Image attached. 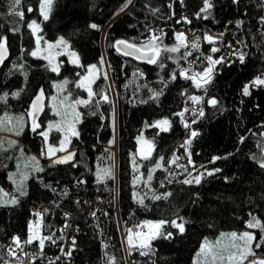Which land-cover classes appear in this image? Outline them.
Here are the masks:
<instances>
[{
  "label": "trees",
  "instance_id": "obj_1",
  "mask_svg": "<svg viewBox=\"0 0 264 264\" xmlns=\"http://www.w3.org/2000/svg\"><path fill=\"white\" fill-rule=\"evenodd\" d=\"M124 2L55 0L53 13L45 21L39 14L38 0H22L23 19L18 14L19 9L8 12L10 0H0V35L6 34L9 44L7 57L0 65V93L23 89L20 96L9 95L0 101V115L4 112L25 115L41 86L44 95L51 94L52 81L83 73L88 64L100 61L102 54L106 57L115 95L113 101L108 81L100 77L95 91H106L109 100H99L97 96L93 100H99L98 106L91 103L81 107L80 135L72 138L70 146L74 148V156L67 163L53 164L43 158V139L28 124L17 137L19 145L40 158L43 170L27 178L28 194H17L19 203L0 204V264L17 259L29 264H59L60 246L66 243L71 246L72 236L76 237V247L64 264H110V256L116 257V264H194L193 257L204 237L215 239L221 231L249 229L244 224L249 209L264 220V170L251 159L252 154L259 155L264 150V124L261 123L264 121V86L252 87L250 95L242 94V85L264 72V23L260 20L264 16V0H211L213 7L200 16L195 13L200 11L202 0H131L126 8L117 12ZM30 4L31 12L28 11ZM183 16L188 20L181 19ZM33 19L42 22L41 34L45 39H55L61 34L70 39L81 64L72 65L62 57L61 71L56 74L42 59L30 56L34 40L27 24ZM237 19L242 23L237 25ZM93 21L100 27L91 28ZM14 27L20 31L13 32ZM178 27L188 31L189 41L200 36V47L192 49L190 44L186 45L190 53L187 56L184 48L178 53L162 52L159 59L164 68L159 63L117 51L113 43L123 38L130 43L145 44L156 28L158 36L161 31L164 33L160 39L171 45L176 43ZM206 32L223 34L215 43L218 51L211 54L232 60L231 64L222 62L217 66L222 70L216 71L207 92L180 76L178 67L202 70L205 56L213 46L203 39ZM233 52L245 53V60L241 62L238 55H230ZM170 55L176 58L168 59ZM173 71L177 73L176 79L169 80ZM153 90L161 95L153 97ZM193 93L205 97L201 103L205 114L192 124L199 132L186 150L184 141L189 131L179 112L186 97ZM211 95L217 96L219 101L215 107L207 104ZM221 106L222 111L218 110ZM163 116L172 121L168 130H161L152 123ZM46 119L45 113L41 114L38 122L44 126ZM146 122L151 126H146ZM137 135L155 145L151 156L140 161L143 173L158 161L164 165L156 167L152 179L139 187L132 183L133 154L136 162L140 160ZM241 136H244L243 141L239 139ZM114 137L115 150L108 143ZM189 151L195 164L188 163ZM225 153L230 155L225 156ZM213 155L221 158L213 161ZM174 157L175 162L168 163ZM8 163V152L0 153V186L6 191L13 188L8 180L11 169ZM178 165L189 170L195 168L197 172L210 167L221 171L205 176L199 185H188L183 183L187 173ZM98 166H111L115 177L98 181ZM38 176L42 180L37 179ZM224 176L232 179L225 181ZM65 186L69 191L62 195ZM54 188L57 191L54 192ZM134 189L144 195L143 205L133 198ZM169 191L171 195L167 199L152 198L154 193ZM195 192L200 193L199 197L193 195ZM114 200L117 211L113 210ZM38 207H42L44 213L41 233L51 236L55 243L46 240L44 248L40 249L37 239L23 245L28 255L10 257L7 252V246L13 243L10 237L20 234L26 238L29 219H39L33 212ZM64 212H70L71 216L65 217ZM92 212L96 213L95 217L90 215ZM173 213L188 218L184 233L165 225L166 230L176 232L171 239L158 236L151 243V251L133 248L124 255L121 225L127 228L146 219H170ZM252 231L259 234L260 230Z\"/></svg>",
  "mask_w": 264,
  "mask_h": 264
},
{
  "label": "snow or ice",
  "instance_id": "obj_2",
  "mask_svg": "<svg viewBox=\"0 0 264 264\" xmlns=\"http://www.w3.org/2000/svg\"><path fill=\"white\" fill-rule=\"evenodd\" d=\"M22 0H10V6L8 8L9 13L15 12L19 9V16L23 19L25 13L22 8H20ZM131 3V0H125L124 4L121 8L117 9V12L122 11L123 8H126L128 4ZM55 6V0H38V11L40 16L43 20H49L51 14L53 13ZM213 7L211 0H202V7L200 11L196 12V16H200L201 13H207L209 9ZM32 5L28 6V11L31 12ZM181 19L188 20L187 16H183ZM262 23H264V16L260 17ZM237 25L241 24L242 21L237 19L235 21ZM28 28L31 29L32 35L35 37V47L31 49V56L33 57H40L48 61L47 67H49L52 71L59 73L61 71L60 61H57L56 57L60 55L61 51H65L68 53L71 63L74 65H80L81 60L79 53L71 47V40L66 38L64 35H59L55 40H44V38L39 35L38 33L42 30V22H38L36 19H33L28 22ZM91 28L96 29L99 28L100 25L93 22H90L89 25ZM13 32L20 31L19 28H12ZM164 33L161 31L159 36L153 31L152 35L148 38L147 43L145 44H136L130 43L127 39L119 38L116 39L113 43L117 49V51H124L128 55H133L137 59L148 60L151 63H159L161 68H164L163 62L160 61V57L162 52H169V53H178L181 48L185 49V55H190L187 51L186 45L190 44L192 49H199L200 47V36H196L191 41L188 40L187 34L183 31L175 32L176 43L171 45L165 44L161 39L160 36H163ZM223 34L220 35H212L209 33H204L203 39L212 42L213 46L210 50V53L206 54L205 61L206 64L202 68V70H190L189 68H184L180 65L179 75L184 76L185 79H190L192 84L197 89H203L207 92L208 85L213 81L214 75L216 71L222 70L218 68V65L221 63L231 64L232 60L226 58L225 56L215 57L211 53H215L218 51V47L215 44V41L219 40ZM231 45V41H229ZM43 45H46L43 46ZM124 46V47H121ZM23 47V45L21 46ZM9 44H8V36L6 34L0 35V63L5 61V57L8 53ZM230 55H238L241 62L245 60V53L243 52H233ZM168 59H175L176 57L168 56ZM100 62L103 63V57H101ZM13 67H17V65H13ZM22 67V65L20 66ZM98 66L95 63L87 65V71L83 74H80V78L75 81V84L79 88H83L87 90V97L79 96L75 99H72V93L67 92L65 93V89L68 84V78L65 77L63 80H54L52 84L56 87L57 93L60 96L53 95V105L52 111L56 113L57 116L60 117L59 120H48L47 121V128H44L40 131V136L43 138L44 144L47 146V150L45 151L43 148L41 149V155H47L51 157V163L55 164L59 163H67L68 161L73 160L74 150H69L64 154L57 155V152H62L70 143V139L73 136H79L80 132L77 127L78 123H80L83 113L80 112L78 105H90L91 103H97L99 105V100L108 101L109 96L106 91L101 90V93H97L93 88V83L98 74ZM144 75L143 72L140 73ZM107 76V73L104 74ZM177 73L173 71L171 76L168 77L169 80L176 79ZM164 78L161 77V80ZM264 86V72H260L254 75L250 80H247L242 85V94L243 95H250L252 87H260ZM23 89H16L11 92H3L0 93V101H4L7 99L9 95L13 97L20 96ZM187 91V90H185ZM44 88L41 86L39 91L36 93L34 98L31 101V106L27 112V115L31 117V127L33 131L37 128H40L41 125L37 120L36 114L42 108V100L44 97ZM161 95V92L153 90L152 96L158 97ZM99 97V100L94 101V97ZM191 101H193L194 105L192 107L193 112H198V116L196 117L199 119L200 117L204 116L205 109L200 105V102L205 99L202 95H197L193 93L190 96ZM207 104L212 106H217L219 101L217 96L211 95L207 98ZM187 107L182 109L179 113L182 122L187 127L190 123L189 120L184 119V112L187 111ZM218 110H223L222 106ZM2 123V122H0ZM9 124H12V128L10 130L17 132V134L23 131V124H24V116L20 115L16 117L15 122L13 120L8 121ZM154 125L159 127L161 130H168L171 126L172 121L169 119L168 116H163L159 119H156L152 122ZM264 124V121L261 122ZM146 126H151L147 124ZM57 129L59 132L63 133L59 144H53L49 142V132L53 129ZM199 132V129L192 128L190 130V134L186 137L184 141L185 149L187 150L192 138L195 137ZM241 141L244 140V136L239 138ZM136 140L139 142V155L143 158H147L151 156L152 149L155 147L151 140L144 138L142 135H137ZM115 141L111 139L108 141L109 144H113ZM3 141H0V147L3 146ZM16 144L15 140L8 141V147ZM230 155L229 153H225V156ZM188 163L195 164V161L191 159V152H188ZM221 157L218 155H213L212 160H218ZM163 157H161V160ZM175 157L172 160H169L168 163H174ZM252 161L262 170H264V150L260 152L259 155L252 154L251 155ZM17 173H9L8 180L12 181L14 185H16L14 192H18L20 196H25L28 194L27 189L25 187V181L27 176L33 172L42 171V167L38 161L36 156H30L27 161L24 162V171H20L19 169V161ZM159 161L154 165V167H163ZM179 167H184L183 165H178ZM139 168V164L136 162L135 154H133V169L136 170ZM184 171L187 175L184 177L183 183L192 185V184H201L202 180L205 176H212L215 173L221 171V169L216 167H210L202 169L201 171L197 172L195 168L191 170L184 167ZM196 173L193 175V173ZM96 177L98 181H105L109 177L114 178L115 172L111 166H105L101 169L99 166L96 171ZM37 179L42 180V177H37ZM138 177L133 176L132 183L135 185L138 182ZM152 179L151 170L148 172V180ZM223 179L228 181L232 179L230 176H224ZM80 181H77L79 183ZM49 186V185H46ZM54 192L57 189H52ZM69 189L65 186L62 195H67ZM171 195V192H163L158 194H153V199H159L161 197L167 199ZM194 196L199 197L200 193L195 192L193 193ZM133 198L137 199L140 204H144V195L137 194L136 190H133ZM195 203V200L192 201ZM19 203V196L13 194L12 192L6 191L2 186H0V204L6 205H15ZM44 211H48L45 209ZM34 215L39 219H29L27 223V236L26 238L22 239L20 234H13L10 239L13 242L12 244L7 246V252L10 257H17V251L21 250V245H30L33 241H39V248L43 249L45 246V241H51L55 243V240L51 236H44L41 233V224L43 221V212L38 209H33ZM93 217H95L96 213H90ZM65 217L71 216L70 212H64ZM187 217L176 215L173 213V217L170 219H156V220H142L140 225H146L148 227V231H133L132 229L127 230V244L129 245V251L132 250L131 246L133 244H139L142 251H151V241L154 240L158 236H165L171 239L176 232L175 231H168L163 226L171 225L174 230H178L179 233H184L186 231V223ZM244 224L251 229H259V234L256 231H251L248 229L244 230H231V231H221L218 236L215 237L214 241H210L208 237H204L203 241L199 245V250L197 252L196 257L193 258L194 264H264V220L261 219L260 216L256 214L255 210L249 209L248 211V218L244 220ZM65 225H68V221L65 220ZM140 225L136 227L139 228ZM72 244L66 250L63 245L60 246V251L64 253L65 256L71 257L72 255V248L76 247V237H71ZM259 250V251H258ZM24 255H28V253L24 252ZM32 259H36L35 256H32ZM59 259V258H56ZM7 264H24V261L21 259H17L15 261L8 260ZM110 264H116V257L110 256Z\"/></svg>",
  "mask_w": 264,
  "mask_h": 264
},
{
  "label": "rangeland",
  "instance_id": "obj_3",
  "mask_svg": "<svg viewBox=\"0 0 264 264\" xmlns=\"http://www.w3.org/2000/svg\"><path fill=\"white\" fill-rule=\"evenodd\" d=\"M42 18V17H41ZM43 19V18H42ZM30 31H31V29H30ZM177 31H183V32H185L186 34H188V31L184 28V27H178L177 29H176V31L175 32H177ZM32 33V32H31ZM39 35H41L42 37H43V35L41 34V31L38 33ZM33 36V35H32ZM44 38V37H43ZM57 38V37H56ZM55 38V39H56ZM55 39H45L44 38V40H55ZM33 40H34V44H33V47H35V37L33 36ZM207 41V40H206ZM207 42H209V41H207ZM209 43H212V42H209ZM215 43H217V41H215ZM43 46H45L46 47V45H43ZM32 47V48H33ZM30 52H31V50H30ZM30 54V53H29ZM30 56H31V54H30ZM33 57V56H32ZM62 57H65L66 59H67V61L70 63V64H72L71 63V59H70V57H69V55H68V53L67 52H65V51H61L60 52V55L59 56H57L56 57V59H57V61H60L61 63H62V61H61V59H62ZM102 57H103V63H101L100 61H98L97 63H95V64H97V66H98V69H99V71H98V74H97V77H96V79H95V81H94V83H93V88L95 89V86H96V83H97V81L99 80V78L100 77H104V78H106V80L108 81V83H109V86H110V89H111V91H112V100L114 101V99H115V95H114V92H113V88L111 87V85H110V78H109V71H108V65H107V61H106V57H105V55L104 54H102ZM35 58H39V59H42L43 61H44V63H45V65H46V67H47V65H48V61H46L44 58H43V56H40V57H35ZM61 63H60V67H61ZM72 65H74V64H72ZM75 66H79V65H75ZM50 71H52L49 67H47ZM192 70V69H191ZM87 71V66H86V68H85V70L83 71V73H85ZM52 72H54V71H52ZM54 73H56V74H58L57 72H54ZM83 73H78L76 76H69V77H67L68 78V84H67V87H66V89H65V93H67V92H71L72 93V99H75L76 97H79V96H84V97H87V90L86 89H83V88H79L76 84H75V81L77 80V79H79L80 78V74H83ZM105 73H107V76H105L104 74ZM183 78H184V76H182ZM64 78H62V79H59V80H63ZM53 95H57V96H60V94L59 93H57V90H56V87H54L53 86V84H52V93L51 94H49V95H44V97H43V110L41 111V114H44L45 113V117H47V119H46V121H44L45 123H44V126H42L41 125V123H40V125H41V127L40 128H37L35 131L37 132V134L40 136V131L42 130V129H44V128H47V121L48 120H59L60 119V117L59 116H57L56 115V113H54L53 111H52V105H53V100H52V97H53ZM192 94H190L189 96H187L186 97V99H185V101H184V105H183V107H182V109H184L185 107H187V111H185L184 112V119H186V120H189V121H191L192 123H190L186 128L188 129V131H189V134H190V130L192 129V124L195 122V120L197 119L196 117L198 116V112H193L191 109H192V107L193 106H195L194 105V103H193V101H191V99H190V96H191ZM197 95H202V94H197ZM203 96V95H202ZM191 101V102H190ZM201 103H202V101L200 102V105L199 106H201ZM31 106V105H30ZM82 106H84V105H78L77 107L79 108V110H81V107ZM30 108V107H29ZM29 108H28V110H29ZM181 109V110H182ZM28 112V111H27ZM81 112V111H80ZM180 113V112H179ZM41 114L39 115V116H37V120H38V118L41 116ZM20 115H23L24 116V124H23V131H24V128H25V126H27V124L31 127V117H29L28 115H27V113H25V115L24 114H22V113H20V114H16V113H12V112H4L2 115H0V122H2V123H0V141H3L4 143H3V146L2 147H0V153H3V152H8V159H9V163H8V165L11 167V169H10V171H9V173H16L17 175H18V173H17V168H18V161H19V169H20V171L22 172V171H24V162L25 161H27L28 159H29V157L30 156H36L37 158H38V161H39V163H40V158L37 156V155H35L34 153H30V152H28V151H26V149L22 146V145H19L18 144V136L23 132V131H21V132H19L18 134H17V132H15V131H12V130H10L11 128H12V124H9L8 123V121L11 119V120H13L14 122H15V119H16V117H18V116H20ZM180 116V115H179ZM180 119H181V117H180ZM82 120V119H81ZM182 121V120H181ZM81 122V121H80ZM183 123V122H182ZM78 125H79V123H78ZM78 125H77V127H78ZM112 125H113V129L115 130V127H116V121H115V117H114V120H113V122H112ZM183 125L185 126V124L183 123ZM31 129H32V127H31ZM63 136V133H61V132H59L57 129H55V128H53L50 132H49V142H51V143H53V144H56V145H58L59 144V141H60V139H61V137ZM52 137H57L56 139H52ZM73 137H75V136H73ZM73 137H71V139H70V143L68 144V146L62 151V152H57V155H61V154H64V153H66L67 151H69V150H74V148H71V146H70V144H71V141H72V138ZM15 140L16 141V144H14V145H12L11 147H8V141L9 140ZM43 139V138H42ZM114 139V143L112 144V148L115 150V148H116V137H114L113 138ZM43 149L46 151L47 150V146H46V144H44V141H43ZM11 151V152H10ZM42 157L43 158H45V159H48V160H51L52 158L51 157H48L47 155H42ZM138 158L140 159H138L139 160V162H137L138 164H139V168L138 169H136L135 170V175L134 176H137L139 179H138V182L135 184L137 187H139L140 186V184H142V183H145V184H147L148 183V172H149V170H151V173H153V171H154V169L156 168V167H154V164L153 165H149L148 166V168H147V170H146V173L144 174L143 173V171H142V165H141V163H140V161H143V160H146L147 158H143V157H141L140 155H139V153H138ZM57 163H59V162H57ZM40 165H41V163H40ZM101 169H103V168H101ZM114 172H115V170H114ZM9 173H8V175H9ZM35 174V173H37L36 171H33V172H31L28 176H27V178L31 175V174ZM196 173H193V175H195ZM27 180V179H26ZM10 181V180H9ZM10 183H11V185L13 186V188L11 189H8L7 191L8 192H12L13 194H15V195H17V194H19L18 192H14V189H15V187H16V185H14L13 183H12V181H10ZM25 186H26V181H25ZM143 187V186H142ZM147 187V186H146ZM138 194V193H137ZM137 225H140V223L139 224H137ZM137 225H135V226H131V227H127V228H124V227H122V225L120 226V235H121V239H122V243H123V247H124V255L126 256V255H128L129 254V245L127 244V239H126V237H127V230L128 229H132L134 232L135 231H144V232H147L148 231V227L146 226V225H140V227L139 228H137L136 226ZM248 230H253V229H251V228H249ZM225 232H227V231H225ZM22 239H24V238H22ZM210 241H214V239H209ZM153 241V240H152ZM152 241H151V243H152ZM21 246H23V245H21ZM131 248L133 249V248H137V249H140L141 250V248H140V246H139V244H133L132 246H131ZM199 250V249H198ZM198 252V251H197ZM196 255H197V253L194 255V257H196ZM193 257V258H194ZM22 260V259H21ZM15 261V260H14ZM24 261V260H23ZM194 261V260H193ZM24 264H29V263H27V262H24Z\"/></svg>",
  "mask_w": 264,
  "mask_h": 264
},
{
  "label": "built area",
  "instance_id": "obj_4",
  "mask_svg": "<svg viewBox=\"0 0 264 264\" xmlns=\"http://www.w3.org/2000/svg\"><path fill=\"white\" fill-rule=\"evenodd\" d=\"M154 31L156 32V28H154ZM36 209L42 211V207H38V208H36ZM115 211H117V210H115ZM69 247H70V245L67 244V243L64 245V248H65L66 250H67ZM21 249H22V251H21V250H18V251H17V256H18V257H24V256H25V255L23 254V253H24V247L21 246ZM66 261H67V256H65L64 253H62V256H61V259H60L59 264H64V263H66Z\"/></svg>",
  "mask_w": 264,
  "mask_h": 264
},
{
  "label": "water",
  "instance_id": "obj_5",
  "mask_svg": "<svg viewBox=\"0 0 264 264\" xmlns=\"http://www.w3.org/2000/svg\"><path fill=\"white\" fill-rule=\"evenodd\" d=\"M121 47H124V46H121ZM121 52H123V53H125L124 51H121ZM126 54V53H125ZM130 56H133V55H130ZM6 57H7V55H6ZM5 57V58H6ZM133 57H135V56H133ZM136 58V57H135ZM140 60H142V59H140ZM144 61H148V60H144ZM0 65H1V63H0ZM42 105H43V100H42ZM43 110V106H42V108H41V110L36 114V116H39L40 114H41V111Z\"/></svg>",
  "mask_w": 264,
  "mask_h": 264
},
{
  "label": "bare ground",
  "instance_id": "obj_6",
  "mask_svg": "<svg viewBox=\"0 0 264 264\" xmlns=\"http://www.w3.org/2000/svg\"><path fill=\"white\" fill-rule=\"evenodd\" d=\"M190 102H191V101H190ZM115 202H116V200H114V202H113V203H114V207H113V210H114V211H115V210H116V208H117V207H116V203H115Z\"/></svg>",
  "mask_w": 264,
  "mask_h": 264
}]
</instances>
